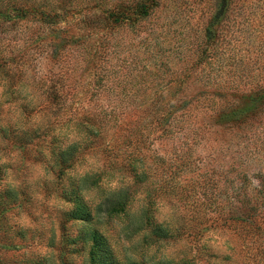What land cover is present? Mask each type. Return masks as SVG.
<instances>
[{"label":"rangeland","instance_id":"obj_1","mask_svg":"<svg viewBox=\"0 0 264 264\" xmlns=\"http://www.w3.org/2000/svg\"><path fill=\"white\" fill-rule=\"evenodd\" d=\"M221 4L0 0V78L30 87L39 100L48 124L38 131L47 144L37 149L57 155L54 130L77 120L89 127L88 147L103 156L106 175L131 176V164H142L146 175L121 193L136 209L143 207L136 194L146 189L153 200L174 203L172 230L159 227L162 238L147 240L178 247L177 259L166 264H264V0H228L217 16ZM0 106L6 127L19 107ZM25 107L31 116L35 109ZM22 122L31 130L27 118ZM17 148L23 156L15 176L25 187L15 192L24 200L0 211V258L6 264H90L93 241H85V252L76 242L87 225L66 213L76 196L95 203V195L86 201L81 192L99 181L78 185L55 174L50 185L32 182V193L46 200L55 194L49 208L30 195L29 165L41 163L36 149L8 145ZM21 210L33 220L39 216V223L20 229L12 218ZM126 222L113 218L103 231L130 263L127 227L118 226ZM221 232L229 237L227 254L209 247Z\"/></svg>","mask_w":264,"mask_h":264},{"label":"clouds","instance_id":"obj_2","mask_svg":"<svg viewBox=\"0 0 264 264\" xmlns=\"http://www.w3.org/2000/svg\"><path fill=\"white\" fill-rule=\"evenodd\" d=\"M10 88H13L17 95L9 97L6 93ZM0 103L11 105H18L19 114L16 118L11 119L8 127L14 128L18 133L28 132L29 127L19 126V120L22 117L28 119L31 125V130L43 131L47 128L48 121L44 114L38 110L39 100L32 92L30 87L20 88L19 85L13 86L8 78L5 76L0 79ZM103 103V101H101ZM22 105H28L30 108L35 109L31 116H28L22 108ZM15 113V109H12ZM2 127V126H0ZM54 138L57 141L55 148L57 154L69 153L74 150V162L72 166L65 170V174L69 177L70 181H75L79 185L81 181H90L99 176L100 180L97 184H89L86 190L81 192V195L87 201L91 196L95 195L97 199L95 203L101 205L108 199H111L113 195L126 191L127 186L135 184L136 180L134 176H124L118 172H113L111 175H106L104 172L105 163L103 156L100 154H93L90 147L91 143L90 129L87 126L81 127L79 121L69 120L62 128L54 130ZM9 140L3 135H0V168L3 169L4 176L0 179V185H3L4 190H21L25 187L24 183L17 179L15 176V167L21 162L23 153L17 148L14 151L8 149ZM83 152V156L79 155ZM45 159H49L53 156V153L49 149H43L41 151ZM143 165H137V175H146V172L142 171ZM28 171L30 176L27 177L29 181L31 199L34 201H40L46 203L51 208L55 202L56 197L53 193L48 197L40 193L31 192L32 182H40L42 184H51L56 181V175L54 171L45 165L44 162L33 163L29 165ZM147 183V181H144ZM94 190V191H93ZM103 191V197L100 196ZM136 200L143 202V207L136 209L134 206L128 211L129 219L126 224H119L118 226L123 230L127 227L123 237V245L126 249V257L130 264H166V262H172L177 259V253L179 251L175 244H165L164 241L157 243H148L147 240L151 237L150 230L142 228L139 224L135 223V218L138 215H143L145 211L152 213L153 222L161 229H165L168 226V230L171 231L173 227L174 218L176 217V208L172 201L166 198L151 199L150 195L146 192H138L136 194ZM40 217L37 216L33 220V216H30L27 212L20 211L15 217L12 218L13 222L24 230L31 229L32 223H39ZM229 244V237L221 232L216 235L214 242L209 243V247L214 252H221L227 254Z\"/></svg>","mask_w":264,"mask_h":264},{"label":"trees","instance_id":"obj_3","mask_svg":"<svg viewBox=\"0 0 264 264\" xmlns=\"http://www.w3.org/2000/svg\"><path fill=\"white\" fill-rule=\"evenodd\" d=\"M228 0H222L221 10L217 14V16L222 14V10H224L226 3ZM2 71H0L1 73ZM1 79V78H0ZM13 85V84H12ZM16 95L15 90L10 94L7 92V96ZM1 108V106H0ZM27 111L25 107L24 112ZM27 122L19 124V126L27 127ZM15 129L11 126L8 127H0V135H3L6 139L9 140L8 145L21 147L24 150H30L28 148H35L37 152L36 160L39 162H44L47 167H49L52 171L57 174L59 179H62V176L65 175V170L70 168L74 162V150L69 153H59L55 155L53 152V156L49 159H45L42 155L41 151L37 149L40 147L44 141L41 139L42 137L38 135V131L34 132L30 130L28 132H20L15 133ZM46 143V142H45ZM47 144V143H46ZM137 165L131 164L130 166V174L135 177L136 181L142 180V176L137 175L136 173ZM4 176L3 169L0 168V179ZM97 181L100 180V177H95ZM94 179V180H95ZM75 191L79 190V186L76 184ZM144 192L148 193L152 199V192L150 189H146ZM116 196V195H115ZM112 197V202L109 207L103 209L101 205H97L93 201L91 203H85L84 200H79L78 196L76 198L70 200L71 209L66 213L67 219L71 221H82L87 225V229L83 235L78 234L76 237V242L78 250L80 252H85L86 244L85 241L92 240L93 244L89 251L90 255V264H130L124 263L121 260L117 252L114 249L112 243L108 240V235L103 231V227L106 223H109L113 218H121L124 217V221H128V211L132 207L130 195H125L124 193H119L117 197ZM24 199L22 198V194L16 193L15 191L5 189L3 185H0V211L2 213L5 212L6 209H10L12 205H20ZM104 215V216H103ZM142 227H147L146 229L151 230V237H154L156 240L161 239V229L157 226L152 220V213L150 211H145L142 216V222L140 224ZM0 264H6L3 259L0 258Z\"/></svg>","mask_w":264,"mask_h":264}]
</instances>
